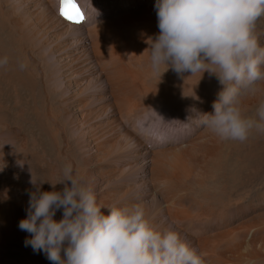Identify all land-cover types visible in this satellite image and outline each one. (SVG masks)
<instances>
[{"label": "rangeland", "instance_id": "1", "mask_svg": "<svg viewBox=\"0 0 264 264\" xmlns=\"http://www.w3.org/2000/svg\"><path fill=\"white\" fill-rule=\"evenodd\" d=\"M57 1L58 0H10L2 5L3 8L12 5L13 17L16 19L17 24L12 18L5 29L1 28L2 25H0V31L2 30V32H0V39H2L0 40V47L2 49L0 48V50H3L4 46L6 48V50L4 48L5 51H0V55L4 56L8 54L10 57L9 62H11L6 67H0V116H5L7 118L5 120V125L0 126V159H2V161L3 159L9 161V153H12L10 150L12 147L16 148L18 151L14 149V154H18L21 159V165L23 163L25 168L27 166L29 170L27 171L29 173L35 174L34 177L35 179L37 178V183L41 184L39 181H44L41 184V186L44 187L41 188L39 184L38 187L35 186V184L33 186L28 185V194L23 195V198H14L11 194V199H9L10 204H8L4 201L3 196L5 195L3 192H6V185L5 183H0V194L3 193V195L1 194L2 196L0 195V264H51L42 251L34 252L31 246H25V240L30 238L31 234L20 230L19 222L21 221L20 219L25 218L27 215L26 209L28 208L30 194L37 192L33 190L38 188L39 191L53 190L49 181L53 183L59 180V173H61V169L67 163L73 165L75 172L85 183L94 187L98 204L105 205V208H102L105 214L109 206L114 205L127 208L126 206H130L131 201L138 198L141 205L150 210L149 213L154 218V224H152L154 228L157 229L158 225L164 223L166 230L172 229L177 231L181 239L185 240L192 248L196 249L198 253L202 254L205 264H213L214 262L216 264V259H219L218 264H244L245 261L248 262L247 254V259H245V251L241 255L239 253L233 254L235 256L237 255V258L240 257V260H237L234 256L231 257L232 255L227 256L226 259L223 256L221 257L220 247L225 245V239L214 242L210 240L204 242L202 240L205 237L207 238L212 235L216 236L220 234V230H226V228H230V225L231 228H234L247 221L251 222V220H253L252 217L260 218L261 214L264 213V203L251 206L247 209L239 207L232 211L231 216L225 220L226 226L218 225V221L212 223L213 227H221L213 231L215 233L212 235H210L209 231L205 233L207 229L200 228V222L197 218H199V215L200 217L204 215V213H206L205 211H210L215 207L216 205L214 204L220 202V196L218 195L220 187L225 182L229 183L225 174L236 172L237 168L232 161H237L239 155L244 156V161L247 162V169L245 168V171H247L249 176H247L244 183L250 182V180L253 182H261L259 186L264 188L263 180L258 177L261 175L262 169H264V157L259 156L264 155V147L261 138V136L264 137V134L253 133L246 142L241 143L232 141V144L230 140L227 142L225 140H220L201 125L199 119L200 114L212 113L214 111L213 103L217 100L218 93L223 88V85L219 83L215 75L211 77L206 71L201 76V81V79H195L194 77L193 79L191 77L193 75H189L186 72L183 74L184 77H180L169 68L167 70L168 73L167 71L164 72L160 78L159 75L150 72L148 59H136L135 62L131 64L129 61L125 60L123 56H125L124 49L126 46L124 47L123 45L124 43L127 45L128 37L127 32H125L126 28L125 25H123V20L128 14V11L137 9L133 8L137 6H130L132 0H108L107 3L100 0L99 3L101 5L96 7L97 9L95 12H97V16L94 15V20H92L89 25L84 26L85 29L83 28V31L81 29L80 33L76 31L72 34H67L71 33L67 28L68 26L59 21L60 18L54 14L53 10L56 9L55 3H57ZM81 1L82 0H78L79 3ZM155 4L156 0L153 5L155 6ZM84 13L86 16V10ZM44 16L45 18L43 19ZM85 20L86 17H84L83 22ZM115 20H117V22H115ZM94 29H100V31L93 32ZM91 32H93V34ZM122 32L125 33L123 34ZM255 32L260 45L264 47V17H261L257 21ZM114 34L117 36H114ZM110 36H113L116 41H112L113 38L109 41ZM125 37L127 39H125ZM100 39H103V41H100ZM118 40L120 41L117 42ZM112 42L120 43L118 45L121 46L118 47L117 44L115 45ZM6 45L8 47H6ZM122 46L124 48L120 50ZM148 47L146 53L149 52L148 54H150V49H148ZM7 49L10 50V53H7L9 52ZM20 60L26 64L27 68L25 67L22 70L19 67ZM90 60L95 70H91L87 65V62ZM137 61L139 63H137ZM164 67H161V71H163ZM147 69H149V71H147ZM168 76L169 78H167ZM156 78L157 80L155 83L154 80ZM177 79H179V81ZM167 80H169V83ZM187 80L189 82H187ZM17 81L18 83H16ZM191 81H193L192 84L195 83L196 85L200 83L198 84L199 87H196V85L194 87V84L192 85L190 83ZM194 81H197V83ZM14 82L15 85H13ZM206 82H210L211 84ZM162 83H166V85ZM16 84L20 85L16 87ZM169 87L171 88L168 89ZM164 91L170 94L171 97L168 96V99H166L168 105L165 101L166 104L164 103L165 105L162 104L163 106H161V104H157L156 99H158L160 94ZM182 93L187 94L183 95ZM151 95L157 96L151 99ZM176 95L180 97L177 98L175 97ZM178 99L179 101H177ZM262 100H264V81L258 83L255 94L243 98L241 103L242 111L245 115H254L258 104ZM171 102L173 103L171 104ZM133 126L145 130L146 134L141 137L142 142L139 140L136 142H134V140H129V133H131ZM196 141L199 144H197ZM203 142L206 144L204 147L202 146L204 144ZM126 145L129 146V149H127ZM205 146L208 147V150H206L207 148H205ZM221 146H224L225 149ZM117 149L119 153H117ZM149 149L151 150L147 151ZM195 149H197V151ZM137 152L138 154L140 152L145 153H140L141 155H138L136 154ZM21 153L24 156L21 155ZM199 153L202 155H199ZM208 153L213 159L208 157ZM134 154H136V157ZM157 155L160 156V158H156ZM202 157L205 158L203 160L205 165L202 162ZM143 158H145V160L141 161L140 164L136 162L138 159L142 160ZM24 159L27 165H24ZM157 159L159 162L161 161L160 163L162 165L165 161L170 160L177 161L176 164L178 163V165L186 163L185 165L189 168V165H191V170H196L195 172L197 173V179L193 180L194 182L197 180L196 182L197 185L199 184V187L195 184L196 182H190L191 185L189 183L188 185L182 184L186 187L184 188L181 186V192L179 189L172 190L171 187H163L164 185L161 183L159 177L157 178L154 176L155 180L153 178L154 171L152 167ZM205 162H209L212 166ZM13 164L16 174H19L22 171L21 169L24 168L23 166L18 168L19 166L16 165L17 163ZM142 165L144 167L150 166L148 168V174L140 177V172L142 168H144ZM206 165L207 168H205ZM202 166L205 170L203 168L201 169ZM193 168H195V170ZM207 169L209 171H207ZM232 169L235 170L232 171ZM33 171H35V173ZM203 172L206 175L210 174L208 177L213 174V176L210 177V181L212 182L213 180L212 184ZM258 172H260V174H258ZM201 173L203 176H201ZM0 175L2 176V174ZM1 176L0 180L2 178ZM199 177L202 178V181H200ZM18 179L20 180V178ZM3 181H6V179H3ZM88 181L90 183H88ZM214 182L215 184H213ZM204 183L207 184V186ZM156 184H158L159 187ZM160 184H162L163 188ZM9 185L6 187L7 192L9 191ZM210 187L212 188L210 189ZM62 188L63 185L58 183L56 184L55 190H61ZM96 188H98V190ZM119 189L122 190L119 191ZM200 189H202L204 193L209 191L208 195L213 194L212 197L209 198L208 195L205 194V199L206 197L209 199H204L205 201L203 202V200H200L202 192L198 191ZM195 191L197 192L195 193ZM102 193H104V196ZM156 193L158 196L160 195L158 200L163 204L160 205V207L156 204L157 200H154L156 199ZM176 193L178 194L177 196L180 197L179 199H177V196L176 198L173 196L176 195ZM168 196L172 199L169 200ZM102 197L106 199L104 198L103 201ZM166 197L168 199H166ZM202 197L204 198L203 195ZM173 198H175V201ZM175 202L177 205L173 208ZM178 203L180 204L178 205ZM206 203L213 207H204ZM201 204H203V209H201ZM170 205L172 207H170ZM170 210L174 213L172 212V214H170ZM179 210L181 211L179 212ZM182 210L186 213H182ZM260 212L261 214H259ZM248 216L250 219H248ZM156 223L157 227H155ZM200 230H203L204 233L200 232ZM255 237H257L256 239L259 242L255 241ZM251 238L253 240L252 249L253 247L254 249L257 248V250L264 249V245H262L264 244L263 230L253 233ZM216 249L217 251H215ZM242 255L244 256L241 257ZM229 258H233L234 260H230ZM260 262L255 264H264V257L262 260L263 263Z\"/></svg>", "mask_w": 264, "mask_h": 264}, {"label": "clouds", "instance_id": "2", "mask_svg": "<svg viewBox=\"0 0 264 264\" xmlns=\"http://www.w3.org/2000/svg\"><path fill=\"white\" fill-rule=\"evenodd\" d=\"M155 9L159 33L148 42L151 72L161 77L171 68L179 76L215 75L223 88L214 111L200 114L201 125L225 141L243 143L254 132L264 134V100L254 115L241 108L243 98L264 81V47L255 32L264 0H156ZM9 61L0 56V67ZM19 67L26 64L20 61ZM37 181L32 177L31 183ZM49 182L53 190L30 194L19 228L31 234L25 246L42 251L51 264H205L177 231L154 228L141 205L109 206L105 214L94 188L71 163L59 180ZM58 183L61 190H55Z\"/></svg>", "mask_w": 264, "mask_h": 264}, {"label": "bare ground", "instance_id": "3", "mask_svg": "<svg viewBox=\"0 0 264 264\" xmlns=\"http://www.w3.org/2000/svg\"><path fill=\"white\" fill-rule=\"evenodd\" d=\"M7 1H10V0H0V25H2V27L1 28H3V29H5L6 27H7V25H8V23H10L11 22V19L13 18V21L17 24V22H16V19H14V17H13V10H12V5L10 6V7H6V8H3V4L5 3V2H7ZM53 1V0H52ZM77 2H78V0H76ZM110 1V0H109ZM100 2V0H82L80 3H79V6L82 8V10H83V12H85V10H86V20L83 22V23H80V24H76V23H70L71 21H68V20H66V19H64V17L61 15V13H60V7H61V3H60V0H58L57 1V3H55L56 4V9L55 10H53L54 11V14H56L60 19H59V21H61L62 23H64V24H66L68 27V30H69V32L71 31V33H67V34H72V33H75L76 31H77V33H80V31H81V29H82V31H83V28L85 29V27L84 26H87V25H89V23H91L92 22V20H94V15H96L97 16V12H95V10L97 9L96 7H99L101 4L99 3ZM103 2H105V3H107L108 2V0H103ZM133 2V3H132ZM155 3V0H132L131 2H130V6H137V7H133V8H137V9H131V11H128V14L124 17V22H123V25H125V32H127V37H128V41H127V45L124 43V47L126 46V48L124 49L125 50V52H124V55L125 56H123L124 58H125V60H127V61H129V63L131 64V63H134L135 62V60L136 59H141V58H146V59H148V61H149V57H148V53H146V49H147V47L149 46V43H150V41H151V39H154L155 38V36L158 34V20H157V13H156V9H155V6L153 5ZM138 10V11H137ZM41 13V12H40ZM125 14V13H124ZM45 15V14H44ZM121 15V14H120ZM156 15V16H155ZM20 16H21V14H20ZM18 18V17H17ZM45 18V16L43 17V19ZM56 19H58V18H56ZM115 22H117V20H115ZM20 23V22H19ZM18 23V24H19ZM122 23V22H121ZM120 23V24H121ZM105 24H107V23H105ZM112 24V23H111ZM21 25V24H20ZM108 25V24H107ZM34 26V25H33ZM32 26V27H33ZM110 26V25H109ZM31 27V26H30ZM34 28V27H33ZM90 28V27H89ZM110 28V27H109ZM113 28V27H112ZM116 28H119V27H116ZM123 29V30H124ZM102 30V29H101ZM111 30V29H110ZM114 30V29H113ZM121 30V29H120ZM49 31V30H48ZM90 31H91V29H90ZM97 31H100V29H94V31L93 32H97ZM0 32H2V30L0 31ZM15 32V31H14ZM66 32H67V30H66ZM93 32H91L92 34H93ZM118 32H120V31H118ZM117 32V33H118ZM124 32V33H125ZM11 33V32H10ZM41 33V32H40ZM82 33V32H81ZM90 33V34H91ZM123 33V32H122ZM123 33V34H124ZM1 34V33H0ZM5 34V33H4ZM91 34V35H92ZM98 34V33H97ZM100 34V33H99ZM113 34V33H112ZM10 35V34H9ZM116 34H114V36H115ZM11 36V35H10ZM71 36V35H70ZM94 36V35H93ZM117 36V35H116ZM120 36V35H119ZM1 38V37H0ZM41 38V37H40ZM108 38V37H107ZM112 38H113V40H112ZM117 38V37H116ZM10 39V38H9ZM106 39V38H105ZM110 39L112 40V41H116V40H114L115 38L112 36H110L109 37V41H110ZM118 39V38H117ZM125 39H127L126 37H125ZM0 40H2V39H0ZM108 40V39H107ZM121 40H122V38H121ZM8 41V40H7ZM15 41V40H14ZM23 41V40H22ZM100 41H103V39H100ZM99 41V42H100ZM106 41V40H105ZM120 40H118L117 42H119ZM13 42V41H12ZM81 42H83V41H81ZM85 42V41H84ZM95 42V41H94ZM117 42H112V43H114L115 45L117 44V46L119 47V46H121V45H118V44H120V43H117ZM124 42V41H123ZM149 42V43H148ZM7 43V42H6ZM54 43V42H53ZM103 43V42H102ZM5 44V43H4ZM15 44V43H14ZM122 44V43H121ZM2 45H3V43H2ZM97 45V44H96ZM111 45H113V44H111ZM114 45V46H115ZM10 46H12V45H10ZM54 46V45H53ZM122 46V48L120 49V50H122L124 47ZM6 47H8L7 45H6ZM1 48V47H0ZM4 48H5V46L3 47V50H4ZM59 48V47H58ZM85 48V47H84ZM104 48V47H103ZM111 48H113V47H111ZM2 49V48H1ZM3 50H0V51H3ZM5 50H6V48H5ZM4 50V51H5ZM47 50V49H46ZM7 51H9V52H7V53H10V50H8L7 49ZM109 51V50H108ZM116 51V50H115ZM115 51H114V54H115ZM122 52V51H121ZM111 53V52H110ZM113 53V52H112ZM119 53V52H118ZM117 53V54H118ZM95 54V53H94ZM8 55V54H7ZM15 55V54H14ZM98 55V54H97ZM1 56V55H0ZM114 56V55H113ZM115 56H116V54H115ZM15 57V56H14ZM106 57V56H105ZM104 57V58H105ZM16 58V57H15ZM14 58V59H15ZM17 59V58H16ZM107 59V58H106ZM116 59H117V56H116ZM120 59V58H119ZM145 59V60H146ZM113 60H114V58H113ZM112 60V61H113ZM21 61V60H20ZM107 62V61H106ZM108 62H110V61H108ZM9 63H11V62H9ZM15 63V62H14ZM137 63H139L138 61H137ZM141 63V62H140ZM145 63V62H144ZM147 63V62H146ZM106 64V63H105ZM87 65L89 66V68L91 69V70H95V69H93V65H92V61L90 60V61H88L87 62ZM108 65H109V63H108ZM10 66H11V64H10ZM119 66V65H118ZM135 66V65H134ZM15 67V66H14ZM111 67V66H110ZM121 67V66H120ZM129 67H130V65H129ZM128 67V68H129ZM149 67V66H148ZM162 68L164 67V66H161ZM27 68V67H26ZM118 68V67H117ZM132 68V67H131ZM124 70V69H123ZM135 70V69H134ZM146 70V69H145ZM16 71V70H15ZM147 71H149V69H147ZM109 72V71H108ZM151 72V71H150ZM143 73V72H142ZM167 73H168V71H167ZM170 73V72H169ZM186 73H188V72H186ZM111 74V73H110ZM127 74V73H126ZM171 74V73H170ZM189 75H190V73H188ZM112 75V74H111ZM143 75V74H142ZM164 75H166V74H164ZM121 76V75H120ZM162 77V76H161ZM160 77V78H161ZM163 77H165V76H163ZM174 77V76H173ZM181 77V76H180ZM184 77V76H183ZM192 78L194 77L195 79H201L200 78V74L199 73H197V74H195V75H193V76H191ZM190 77V78H191ZM212 77V76H211ZM167 78H169V76L167 77ZM175 78V77H174ZM186 78V77H185ZM193 78V79H194ZM113 79V78H112ZM159 79V78H158ZM182 79V78H181ZM192 79V80H193ZM154 80V79H153ZM156 80H157V78L154 80L155 81V83H156ZM166 80V79H165ZM175 80V79H174ZM178 81H179V79H177ZM184 80V79H183ZM191 80V79H190ZM15 81V80H14ZM152 81V80H151ZM168 81V83H169V80H167ZM200 81V80H199ZM201 81H202V79H201ZM200 81V82H201ZM153 82V81H152ZM162 82H164V81H162ZM171 82V81H170ZM187 82H189L188 80H187ZM192 82L193 81H191L190 83L192 84ZM194 82H196L197 83V81H194ZM11 83V82H10ZM9 83V84H10ZM16 83H18V81L16 82ZM154 83V82H153ZM174 83V82H173ZM206 83H210V82H206ZM20 84H21V82H20ZM20 84H18V85H20ZM163 84V83H162ZM176 84V83H175ZM180 84V83H179ZM184 84V83H183ZM186 84V83H185ZM194 84V87H195V83H193ZM192 84V85H193ZM198 84H200V83H197V85ZM211 84V83H210ZM210 84H209V86H210ZM11 85V84H10ZM13 85H15V82L13 83ZM17 85V84H16ZM18 85L16 86V87H18ZM134 85H135V83H134ZM163 85H166V83L165 84H163ZM170 85V84H169ZM168 85V86H169ZM196 85V87H199V85L197 86ZM208 85V84H207ZM173 85L171 84V87H172ZM182 86V85H181ZM188 86H191V85H188ZM208 86V87H209ZM144 87V86H143ZM171 87H169L168 89H170ZM180 87V86H179ZM184 87V86H183ZM202 87V86H201ZM21 88V87H20ZM163 88H165V87H163ZM167 88V87H166ZM173 88V87H172ZM147 89V88H146ZM139 90V89H138ZM144 90V89H143ZM167 90V89H166ZM41 91V90H40ZM142 91V90H141ZM160 91V90H159ZM161 91H162V89H161ZM196 91V90H195ZM26 92V91H25ZM168 92H169V90H168ZM173 92V91H172ZM180 92V91H179ZM178 92V93H179ZM184 92H185V90H184ZM186 92H189V91H186ZM202 92V91H201ZM40 93V92H39ZM150 93V92H149ZM198 93V92H197ZM196 93V94H197ZM200 93V92H199ZM30 94V93H29ZM175 94V93H174ZM183 95L184 94H187V93H182ZM208 94V93H207ZM28 95V94H27ZM136 95V94H135ZM194 95V94H193ZM32 96V95H31ZM33 96H34V94H33ZM145 96V95H144ZM157 95H155V96H152L151 95V99H154L155 97H156ZM168 96H170L171 97V95L170 94H168L167 92H163L162 94H160V97L158 98V99H156L157 100V104L159 103V104H161V106H163L162 104H164L165 103V101L167 102V100L166 99H168L167 97ZM174 96V95H173ZM189 96V95H188ZM3 97V96H2ZM175 97H180L179 95H176ZM185 97V96H184ZM149 99V98H148ZM174 99V98H173ZM169 100H170V98H169ZM176 100V99H175ZM177 101H179V99L177 100ZM139 102V101H138ZM192 102V101H191ZM17 103H19V102H17ZM21 103V102H20ZM35 103V102H34ZM128 103V102H127ZM173 102H171V104H172ZM176 103V102H175ZM166 104V103H165ZM164 104V105H165ZM177 104V103H176ZM5 105V104H4ZM15 105V104H14ZM19 105V104H18ZM50 105V104H49ZM152 105V104H151ZM167 105H168V102H167ZM166 105V106H167ZM186 105V104H185ZM9 106H11V105H9ZM125 106H126V104H125ZM129 106V105H128ZM132 106V105H131ZM137 106V105H136ZM160 106V107H161ZM182 106V105H181ZM196 106V105H195ZM153 107H155V106H153ZM169 107V106H168ZM171 107V106H170ZM8 108V107H7ZM12 108H13V106H12ZM25 108V107H24ZM16 109V108H15ZM18 109V108H17ZM125 109V108H124ZM133 109V108H132ZM135 109H137V108H135ZM22 110H24V109H22ZM129 110V109H128ZM127 110V111H128ZM126 111V110H125ZM11 112V111H10ZM18 112V111H17ZM123 115H124V113H123ZM23 116V115H22ZM137 116V115H136ZM18 118V117H17ZM55 118V117H54ZM7 118L5 117V116H0V126H3V125H5V120H6ZM51 119V118H50ZM19 120V119H18ZM125 120V119H124ZM52 121V120H51ZM58 122V121H57ZM48 126V125H47ZM158 128V127H157ZM53 129V128H52ZM66 130V129H65ZM142 130V131H141ZM144 129H139V128H137V127H134L133 126V128H132V130H131V133H129V135H130V137L129 136H127V137H129V140H134V142H136V141H141L142 139H141V137H142V135H145L146 133H145V130L143 131ZM141 131V132H140ZM58 132V131H57ZM255 133V132H254ZM60 134V133H59ZM64 134V133H63ZM126 134V133H125ZM51 135V134H50ZM210 136V135H209ZM208 136V137H209ZM211 137V136H210ZM204 138V137H203ZM261 138H262V144H263V147H264V137H262L261 136ZM199 139V138H198ZM209 139V138H208ZM204 141V140H203ZM207 141V140H206ZM220 141V140H219ZM1 142V141H0ZM142 142V141H141ZM215 142V141H214ZM227 142V141H226ZM232 142V141H231ZM127 143H128V141H127ZM133 143V142H132ZM193 143V142H192ZM196 143H197V141H196ZM204 143V142H203ZM208 143V142H207ZM218 143V142H217ZM217 143H216V145H217ZM129 144V143H128ZM139 144V143H138ZM143 144V143H142ZM194 144H195V142H194ZM197 144H199V143H197ZM215 144V143H214ZM225 144V143H224ZM232 144H233V142H232ZM33 145H34V143H33ZM204 145H206L205 143L202 145L203 147H204ZM127 146V145H126ZM125 146V147H126ZM133 146V145H132ZM212 146V145H211ZM218 146V145H217ZM227 146V145H226ZM5 147V146H4ZM129 146H127V149H129L128 148ZM139 147H140V144H139ZM138 147V148H139ZM194 147V146H193ZM202 147V148H203ZM222 147V146H221ZM224 147V146H223ZM222 147V148H223ZM233 147V146H232ZM121 148V147H120ZM131 148V147H130ZM172 148V147H171ZM205 148H207L206 150H208V147H206L205 146ZM230 148V147H229ZM238 148V147H237ZM5 149V148H4ZM14 149H15V151L17 150L16 148H13L12 147V149L10 150L12 153H9V157H10V160L9 161H7V160H5V159H3V161H2V159H0V174H2V178H1V180H0V183H5V185H6V187L9 185V184H11V185H9L10 187H9V191L7 192V188L5 187V185H4V187H5V189H6V192L4 191L3 193H5V195H3V193H1L3 196H4V201H6L8 204H10V200L9 199H11V194L13 195V197L14 198H23L24 196L23 195H25V194H28V190L29 189H27V186L28 185H30V186H33L34 184L33 183H31V180H32V177L35 179V177H34V175H33V173L31 174V172L29 173L28 171V169H27V166H26V168H25V166H23V163H22V165H21V159L19 158V156H18V154H14ZM126 149V148H125ZM192 149V148H191ZM197 149H198V147H197ZM197 149H195L196 151H197ZM224 149H225V147H224ZM227 149V148H226ZM233 149V148H232ZM243 149V148H242ZM136 150V149H135ZM139 150V149H138ZM151 149H149V150H147V151H150ZM154 150H156V149H154ZM174 150H175V148H174ZM201 150V149H200ZM212 150V149H211ZM228 150V149H227ZM18 151V150H17ZM20 151V150H19ZM134 151V150H133ZM145 151H146V149H145ZM157 151V150H156ZM155 151V152H156ZM203 151V150H202ZM220 151V150H219ZM223 151V150H222ZM163 152V151H162ZM173 152V151H172ZM192 152V151H191ZM199 152V151H198ZM205 152V151H204ZM207 152H209V151H207ZM217 152V151H216ZM228 152V151H227ZM236 152V151H235ZM262 152V151H261ZM8 153V152H7ZM117 153H119L118 152V149H117ZM121 153V152H120ZM141 154H143V153H145V152H140ZM139 153V154H140ZM153 153V152H152ZM170 153V152H169ZM218 153V152H217ZM136 154H138V152L136 153ZM136 154H134L135 155V157H136ZM138 154V155H139ZM140 154V155H141ZM146 154H147V152H146ZM165 154V153H164ZM198 154V153H197ZM220 154V153H219ZM21 155H23L22 153H21ZM57 155V154H56ZM159 155V154H158ZM156 156V158L157 157H159L160 158V156ZM196 155V154H195ZM199 155H202V154H200L199 153ZM199 155H197V156H199ZM207 155H209L208 157H210L211 155L208 153ZM238 155V154H237ZM24 156V155H23ZM143 156V155H142ZM259 156H262V157H264V155H259ZM114 157V156H113ZM134 157V156H133ZM145 157V156H144ZM166 157H167V155H166ZM196 157V156H195ZM244 156H241V155H239V158H237L238 160L237 161H232V163L234 164V166H236V172H231V173H228L227 171H225V172H227L228 174H225V176H227V180H229V183L227 182H225V183H223L222 185H221V187H220V190H219V193H218V195L220 196V202L219 203H217V204H214V205H216L215 207H211V206H209V205H207V203L205 204V206L204 207H208V208H212L210 211H205L206 213H204V215H202L201 217H200V215H199V218H197L198 220H199V222H200V228H203V229H207L206 231H205V233H207L208 231H209V233H210V235H212V234H214L215 232H213V231H215V230H217V229H219V228H221V227H213V225H212V223H215L216 221H218L217 222V224L218 225H223V226H226V222H225V220L227 219V218H229L230 216H231V214H232V211H234V210H236V209H238L239 207L240 208H250L251 206H256V205H260V204H263L264 203V188H262V187H260L259 185H260V183L261 182H253V181H251L250 180V182H253V183H250V182H247V183H244V181L247 179V176H249V174L247 173V171H245L247 168H246V165H247V162L246 161H244V158H243ZM158 158V159H159ZM190 158V157H189ZM197 158V157H196ZM198 158H200V157H198ZM207 158V157H206ZM210 158H212V157H210ZM210 158H209V160H210ZM156 160L155 161V163H154V166L152 167V169H153V171H154V175H153V178H154V176L155 177H159L160 178V181H161V183L164 185L163 187H171V189L172 190H176V189H179L180 190V192H181V186H183L184 187V185L185 184H187L188 185V183L190 184V182L192 183V182H194V180L193 179H197V173L195 172L196 170H195V168H193L195 171H192L191 170V165H189L190 166V168L187 166V165H185V164H180V165H178V163L176 164V162L177 161H172V160H170V161H165L164 163H163V165L159 162V160ZM174 159V158H173ZM205 158L204 157H202V162H203V160H204ZM208 159V158H207ZM213 159V158H212ZM232 159V158H231ZM25 160V159H24ZM23 160V161H24ZM42 160V159H41ZM107 160V159H106ZM145 160V158H143L142 160H137L136 162L137 163H141V161H144ZM151 160V159H150ZM196 160V159H195ZM236 160V159H235ZM134 161V160H133ZM211 161V160H210ZM217 161V160H216ZM26 160L24 161V165H27L26 163ZM135 162V161H134ZM147 162V161H146ZM218 162V161H217ZM231 162V161H230ZM229 162V163H230ZM250 162V161H249ZM13 163H17L16 165L17 166H19L18 168H20V167H24L23 169H21L22 171L19 173V174H16V172L14 171V164ZM196 163V162H195ZM205 163H207V162H205ZM209 163V162H208ZM207 163V164H208ZM213 163V162H212ZM231 163V164H232ZM188 164V163H187ZM203 164H204V162H203ZM210 164V163H209ZM146 165V164H145ZM162 165V166H161ZM205 165V164H204ZM218 165V164H217ZM225 165V164H224ZM264 165V164H263ZM143 166V165H142ZM150 166V165H149ZM149 166H146V167H144V168H142V170H141V176L140 177H143V176H145V175H147L148 174V168H149ZM197 166H199V165H197ZM210 166H212L211 164H210ZM194 167V166H193ZM200 167V166H199ZM216 167V166H215ZM248 167V166H247ZM203 168V166L201 167V169ZM205 168H207V165L205 166ZM246 168V169H245ZM200 169V170H201ZM204 169V168H203ZM209 169V168H208ZM207 169V171H209ZM214 169V168H213ZM227 169V168H226ZM253 169V168H252ZM28 170V171H27ZM31 170V169H30ZM199 170V171H200ZM205 170V169H204ZM216 170V169H215ZM233 170H235V169H232V171ZM32 171V170H31ZM203 171V170H202ZM212 171V170H211ZM218 171H219V169H218ZM26 172H28V173H26ZM34 173H35V171H33ZM36 173H38V172H36ZM40 173H42V172H40ZM56 173V172H55ZM198 173H200V172H198ZM204 173V172H203ZM207 173H209V172H207ZM212 173V172H211ZM58 174V173H57ZM60 174V173H59ZM58 174V175H59ZM139 174V173H138ZM205 174V173H204ZM214 174H216V173H214ZM217 174H218V172H217ZM258 174H260V172H258ZM257 174V175H258ZM198 175H200V174H198ZM208 175H210V174H208ZM208 175H206L205 174V176H207L208 177ZM42 176H43V174H42ZM201 176H203L202 175V173H201ZM213 176V174L210 176V177H212ZM215 176V175H214ZM219 176V175H218ZM222 176H224V175H222ZM89 177V176H88ZM210 177H208L209 178V181H210ZM258 177H260L262 180H263V182H264V169H262V173H261V175L260 176H258ZM18 178H20V180L18 179ZM52 178V177H51ZM51 178H49V179H51ZM200 178V177H199ZM198 178V179H199ZM204 178V177H203ZM218 178V177H217ZM3 179H6V181H3ZM37 179V178H36ZM55 179V178H54ZM89 179H90V177H89ZM130 179V178H129ZM202 178H200V181H202L201 180ZM205 179H207V178H205ZM212 179V178H211ZM136 180V179H135ZM153 180V179H152ZM154 180H155V178H154ZM153 180V181H154ZM225 180V179H224ZM197 180H195V182H196ZM200 181H198V182H200ZM219 181V180H218ZM38 182V181H37ZM194 182V183H195ZM205 182V181H204ZM211 182V181H210ZM209 182V183H210ZM212 182H213V180H212ZM212 182H211V184H212ZM53 183H55V182H53ZM88 183H90L89 181H88ZM94 183V182H93ZM155 183H156V181H155ZM209 183H208V185H209ZM219 183H220V181H219ZM218 183V184H219ZM39 183H37V185L35 184V186H39L40 185V187L41 188H43L42 186H41V184H39ZM162 184H160L161 185V187H162ZM182 184H184V185H182ZM196 185H197V182L195 183ZM205 184V183H204ZM213 184H215V182L213 183ZM97 185V184H96ZM95 185V186H96ZM139 185V184H138ZM157 186H158V184H156ZM191 185V184H190ZM199 185V184H198ZM197 185V186H198ZM201 185V184H200ZM206 186H207V184H205ZM242 185V186H241ZM159 187V186H158ZM162 187V188H163ZM186 187V186H185ZM184 187V188H185ZM199 187V186H198ZM94 188V187H93ZM123 188H125V187H123ZM183 188V189H184ZM212 187H210V189H211ZM27 189V190H26ZM60 189V188H59ZM58 189V190H59ZM97 190H98V188H96ZM167 189V188H166ZM170 189V190H171ZM187 189V188H186ZM185 189V190H186ZM196 189V188H195ZM198 189V188H197ZM206 189V188H205ZM204 189V190H205ZM31 190V189H30ZM120 190H122V189H119V191ZM150 190V189H149ZM161 190H163V189H161ZM171 190V191H172ZM33 191H37V189H35V190H33ZM42 191H44V190H42ZM142 191V190H141ZM155 191V190H154ZM160 191V190H159ZM165 191V190H164ZM198 191H202V189H200V190H198ZM96 192V191H95ZM127 192V191H126ZM197 191H195V193H196ZM122 193V192H121ZM169 193V192H168ZM172 193V192H171ZM203 193V194H202ZM208 193H209V191H207V193H204V191H202L201 192V199L200 200H203V202L207 199H209V198H211L212 197V195L211 194H209L208 195ZM0 194V195H1ZM104 193H102V195H103ZM153 194H155V193H153ZM157 194V193H156ZM205 194H207L208 195V197L209 198H207L206 197V199H205ZM1 195V196H2ZM125 195H126V193H125ZM162 195V194H161ZM173 195V194H172ZM178 194L176 193V195H173V196H175V198H176V196H177ZM181 195V194H180ZM199 195H200V193H199ZM202 195L204 196V198L202 197ZM104 196V195H103ZM121 196V195H120ZM129 196V195H128ZM135 196V195H134ZM160 196V195H159ZM158 194L156 195V199H154V200H157V202H156V204L157 205H159V207H160V205H163V204H161V201H159L158 200ZM170 196V195H169ZM169 196H168V198H169ZM182 196V195H181ZM187 196H189V195H187ZM215 196V195H214ZM213 196V197H214ZM6 197V198H5ZM122 197V196H121ZM155 197V196H154ZM171 197V196H170ZM178 197V196H177ZM200 197V196H199ZM13 198V199H14ZM105 198V197H104ZM104 198L102 197V199H103V201H104ZM123 198V197H122ZM128 198V197H127ZM167 197H166V199H168ZM175 198H173V200L175 199ZM180 197H178L177 199H179ZM184 198V197H183ZM203 198V199H202ZM101 199V198H100ZM106 199V198H105ZM124 199V198H123ZM138 199V198H137ZM137 199L136 200H133V201H131V204H130V206H126L127 208L128 207H131L132 205H135V204H139V205H141V203L139 202V199H138V201H137ZM170 199H172V198H169V200ZM205 199V200H204ZM214 199V198H213ZM217 199V198H216ZM15 200V199H14ZM121 200V199H120ZM127 200V199H126ZM125 200V201H126ZM162 200V199H161ZM187 200V199H186ZM190 200V199H189ZM215 200V199H214ZM108 201V200H107ZM175 201V200H174ZM177 201V200H176ZM100 202H102V201H100ZM110 202V201H109ZM118 202V201H117ZM116 202V203H117ZM124 202V201H123ZM129 202V201H128ZM162 202H164V201H162ZM179 202V201H178ZM181 202V201H180ZM207 202V201H206ZM209 202V201H208ZM108 203V202H107ZM121 203V202H120ZM169 203H171V202H169ZM176 203V202H175ZM174 203V207L173 208H175V206L177 205V203L175 204ZM211 203V202H210ZM110 204H112V203H110ZM125 204H126V202H125ZM180 203H178V205H179ZM124 205V204H123ZM122 205V206H123ZM148 205V204H147ZM203 204H201V209H203L202 206ZM212 205V204H211ZM105 206V205H104ZM114 206V205H113ZM142 207H143V209H144V212H145V216H146V218L149 220V222L151 223V225L152 224H154V218L152 217V215H150V210L149 209H146L143 205H141ZM166 206V205H165ZM168 206V205H167ZM163 207V206H162ZM170 207H172L171 205H170ZM186 207V206H185ZM158 208V207H157ZM165 208V207H164ZM0 209H1V207H0ZM166 209V208H165ZM171 209V208H170ZM105 210V209H104ZM148 210V211H147ZM156 210V209H155ZM161 210H162V208H161ZM171 210H174V209H171ZM171 210H170V212H171ZM176 210H177V207H176ZM206 210V209H205ZM207 210H209V209H207ZM106 211V210H105ZM108 211V210H107ZM107 211H106V213H107ZM154 211V210H153ZM158 211V210H157ZM181 210H179V212H180ZM173 212V211H172ZM172 212L170 213V214H172ZM176 212V211H175ZM203 212V211H202ZM10 213H11V211H10ZM156 213V212H155ZM174 213V212H173ZM182 213H186L185 211L183 212V210H182ZM161 214V213H160ZM201 214V213H200ZM259 214H261V212L259 213ZM264 214V213H263ZM263 214H261V217L260 218H254V217H252L253 218V220H251V222L250 221H247V222H245V223H243V224H241L240 226H238V227H234V228H231V225H230V228H226V230L224 229H222V230H220V234H217L216 236H210V237H205L202 241H204V242H206L207 240H210V241H218V240H224V246H221L220 247V255H221V257L223 256V257H225V259H226V257L227 256H230V255H232L231 257H236L235 255H233V254H236V253H239L240 255L241 254H243L244 253V251H245V253H244V255H245V259H247V257H246V254L248 255V262H246L245 261V263L244 264H255V263H259L260 261L262 262V260H263V257H264V249L263 250H257V248L256 249H254V247H253V249L251 248L252 247V243H253V240H252V236H253V233H256V232H258V231H261V230H263L264 231V216H263ZM18 215V214H17ZM174 215V214H173ZM255 215V214H254ZM253 215V216H254ZM158 216V215H157ZM187 216V215H186ZM20 218V217H19ZM54 218L56 219V220H59V219H61L62 218V209L61 210H57L56 211V213H55V216H54ZM18 219V218H17ZM248 219H250L249 218V216H248ZM21 220V219H20ZM241 220V219H240ZM237 222V221H236ZM188 223V222H187ZM13 224V223H12ZM169 224V223H168ZM215 226V225H214ZM6 227V226H5ZM14 227V226H13ZM155 227H157V223H156V226ZM12 229V228H11ZM15 229V228H14ZM157 230H161V231H164V230H166L165 229V226H164V223H162L161 225H158V228H157ZM9 231V230H8ZM12 232H14V231H12ZM16 232V231H15ZM18 232V231H17ZM200 232H202V233H204V231L203 230H200ZM11 233V232H10ZM259 234V233H258ZM22 235V234H21ZM24 235V234H23ZM22 235V236H23ZM25 236V235H24ZM27 236H29V235H27ZM18 237H20V236H18ZM11 238V237H10ZM13 238H14V235H13ZM251 238V239H250ZM257 237H255V241H258L257 239H256ZM263 238V237H262ZM195 239V238H194ZM260 239V238H259ZM5 240V239H4ZM13 240V239H12ZM189 240V239H188ZM14 241V240H13ZM21 241V240H20ZM261 241V240H260ZM23 242V241H22ZM259 242V241H258ZM263 242V241H262ZM255 243V242H254ZM262 245H264V244H262ZM255 246V245H254ZM261 246V245H260ZM251 248V249H250ZM263 248H264V246H263ZM250 249V250H249ZM215 251H217V249L215 250ZM247 252V253H246ZM44 254V253H43ZM244 255H242L241 257H243ZM239 256V255H238ZM237 258V257H236ZM235 258V259H236ZM240 258V257H239ZM239 258H237V260L239 259ZM230 260H232L231 258H229ZM229 260V261H230ZM234 260V259H233ZM240 260V259H239ZM244 260V259H243ZM260 262V263H261ZM219 263V259H216V264H218ZM263 263V262H262ZM210 264V263H209ZM213 264H215V262L213 263ZM228 264V263H227ZM234 264V263H233ZM243 264V263H242Z\"/></svg>", "mask_w": 264, "mask_h": 264}, {"label": "snow or ice", "instance_id": "4", "mask_svg": "<svg viewBox=\"0 0 264 264\" xmlns=\"http://www.w3.org/2000/svg\"><path fill=\"white\" fill-rule=\"evenodd\" d=\"M69 7H71V12H69ZM61 15L66 19L71 20L75 23H80L83 21L84 16L80 11L79 6L75 3V0H72L69 3V0H61Z\"/></svg>", "mask_w": 264, "mask_h": 264}, {"label": "flooded vegetation", "instance_id": "5", "mask_svg": "<svg viewBox=\"0 0 264 264\" xmlns=\"http://www.w3.org/2000/svg\"><path fill=\"white\" fill-rule=\"evenodd\" d=\"M133 6V5H132Z\"/></svg>", "mask_w": 264, "mask_h": 264}]
</instances>
